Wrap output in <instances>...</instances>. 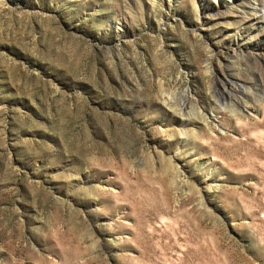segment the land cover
Masks as SVG:
<instances>
[{"label": "rangeland", "instance_id": "obj_1", "mask_svg": "<svg viewBox=\"0 0 264 264\" xmlns=\"http://www.w3.org/2000/svg\"><path fill=\"white\" fill-rule=\"evenodd\" d=\"M261 14L0 0V264H264Z\"/></svg>", "mask_w": 264, "mask_h": 264}, {"label": "bare ground", "instance_id": "obj_2", "mask_svg": "<svg viewBox=\"0 0 264 264\" xmlns=\"http://www.w3.org/2000/svg\"><path fill=\"white\" fill-rule=\"evenodd\" d=\"M255 16H256V15H255ZM259 19H260L261 21H264V14H261V16L259 17ZM263 57H264V56H263ZM189 123H190V122H189ZM192 123H193V122H192ZM258 126L264 128V121L260 122V123L258 124Z\"/></svg>", "mask_w": 264, "mask_h": 264}]
</instances>
